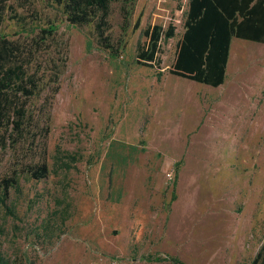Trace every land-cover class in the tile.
<instances>
[{"label":"rangeland","instance_id":"374dc122","mask_svg":"<svg viewBox=\"0 0 264 264\" xmlns=\"http://www.w3.org/2000/svg\"><path fill=\"white\" fill-rule=\"evenodd\" d=\"M189 2L137 0L126 29L114 3L117 55L61 8L12 2L2 35L54 27L40 60L61 74L56 84L47 70L30 102L45 109L48 177L27 173L41 148L0 149V183H14L0 190V264H252L264 246V45L233 39L234 86L170 75ZM154 25L175 27L160 72L135 61Z\"/></svg>","mask_w":264,"mask_h":264},{"label":"trees","instance_id":"16d2710c","mask_svg":"<svg viewBox=\"0 0 264 264\" xmlns=\"http://www.w3.org/2000/svg\"><path fill=\"white\" fill-rule=\"evenodd\" d=\"M13 1L0 0V26L9 15L17 17ZM41 1L61 8L72 26H93L99 46L117 55L109 34L112 5L121 4L120 14L123 29H126L137 0ZM138 26L139 22L136 28ZM142 36L146 41L138 49L135 61L139 66L160 72L162 43L175 37V27L149 26ZM55 38L54 27L16 40H10L0 32V149L29 145L36 152L41 148L42 158L26 167L35 180L48 177L44 156L49 130L40 125L45 109L33 110L30 102L41 92L47 70L52 71L56 84L61 74L56 63L49 69V65L44 66L40 60L49 52ZM233 39L264 45V0H190L185 32L176 45L169 74L213 88L222 86ZM58 90L56 86L53 95ZM13 184V181L5 180L0 183V190L3 188L7 192ZM145 260L181 264L176 257L170 256ZM252 264H264V246Z\"/></svg>","mask_w":264,"mask_h":264},{"label":"crops","instance_id":"0c3cea01","mask_svg":"<svg viewBox=\"0 0 264 264\" xmlns=\"http://www.w3.org/2000/svg\"><path fill=\"white\" fill-rule=\"evenodd\" d=\"M228 76H229V73H228V66H227L226 80H225V83L222 85L223 87H225V86L229 87V85H233L234 86V84H232V83L231 84L230 83L229 84L226 83V81L228 79ZM222 86H220V87H222Z\"/></svg>","mask_w":264,"mask_h":264}]
</instances>
